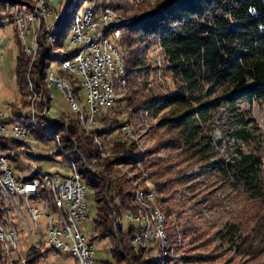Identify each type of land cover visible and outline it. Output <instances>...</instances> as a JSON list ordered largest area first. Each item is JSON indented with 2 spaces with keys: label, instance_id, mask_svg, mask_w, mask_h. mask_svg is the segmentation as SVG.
<instances>
[{
  "label": "trees",
  "instance_id": "obj_1",
  "mask_svg": "<svg viewBox=\"0 0 264 264\" xmlns=\"http://www.w3.org/2000/svg\"><path fill=\"white\" fill-rule=\"evenodd\" d=\"M86 2L69 0L65 3L64 13L55 24L60 43L67 38L74 16L81 7L84 8ZM111 6L114 7L113 4ZM31 7V0H0V26L6 21L13 25L19 47L16 70L21 97L19 102H12L7 119L27 123L39 137H44L42 133L45 131L61 132L69 154L75 155L76 158L95 155L99 152L98 146L92 135L78 130L76 117L67 118L71 119L67 123L68 126L64 123L57 124L60 120H55L54 125L49 123L50 118L47 119L44 113L53 98L51 89L44 81L46 70L53 61L70 56L67 52L54 53L45 43L40 44L41 55L32 73L36 87L40 89L38 91L41 93L44 90V102H38L37 115V123L43 131H36L29 122L31 101L25 96L29 87V58L19 39L15 20L22 11L25 12ZM97 7L94 5V8ZM122 25L124 30L132 29L137 39L147 45V48L154 42L159 43L163 54L162 67L174 86L169 87L170 90L165 95L152 97L148 84L158 70L156 71L152 62H147L144 54H130L125 59L128 83L119 100L120 108L110 112L109 116L101 117L105 134H120L121 114L132 107V104L137 101H152V105L155 104L157 109L169 107L173 111L172 115L160 121V125L175 131L166 145L180 148L182 156L186 152L187 157L194 159L193 164L207 163L218 153L212 137L206 130L222 107H227L238 117L232 136L242 141L255 139V127H246L247 122L240 113V105H264V0H158L141 16H124ZM122 25L115 26L119 28ZM44 36L45 34L41 33V37ZM123 38L125 40L124 32L122 40ZM0 147L7 151L9 142L0 140ZM113 148L128 150V142H113ZM234 153L230 158H220L213 162L212 172L220 174L221 179L227 181L233 189L254 198H264L263 156L255 150L245 151L242 148H237ZM9 157L16 160L11 154ZM150 165L157 169L160 167L156 173L162 177L163 182L159 185L169 196L157 199L160 204L165 203L173 196V188L182 183L181 171H173V164H169L164 166L168 176L163 178L162 165L156 159L151 160ZM79 166L83 179L93 187L97 199V214L94 218L96 229L91 240L109 238L111 259L116 264H154L153 260L144 257L142 250L128 243L132 231H125L115 222L114 210L118 211L119 205L134 208L131 201L133 192L124 189L125 180L120 178L119 194L110 196L106 176L103 174L109 170V166L100 172L89 171L83 164ZM117 195L120 196V201H117ZM1 199L0 193V219L3 216ZM165 207L168 216L167 232L172 242H177L180 231L174 222L181 223V220L176 219L179 217L178 211L172 206ZM257 218V222L250 226L241 221L225 224L215 232L216 238L226 239L230 244L240 247L238 251L241 253L250 254L251 231L256 230V225L264 229V213ZM184 224L180 227L181 231L194 229L193 233L197 232L189 221L185 220ZM46 254L47 250L27 252L31 264H41Z\"/></svg>",
  "mask_w": 264,
  "mask_h": 264
},
{
  "label": "rangeland",
  "instance_id": "obj_2",
  "mask_svg": "<svg viewBox=\"0 0 264 264\" xmlns=\"http://www.w3.org/2000/svg\"><path fill=\"white\" fill-rule=\"evenodd\" d=\"M68 1L69 0H63L59 6L61 15L64 13L65 3L67 4ZM86 1L87 3L89 2V5L98 6L97 8L99 9L109 6L114 9L116 13L123 16V18L124 16L131 18L134 16H141L153 7L158 0ZM111 4H113L114 7L111 6ZM115 7L117 9H115ZM82 9L83 8L81 7L80 10ZM122 23L119 25H122ZM130 24L132 25V23ZM11 25L12 24L6 21L4 25L0 26V110L5 112L4 119H7L9 116V109L12 102H19L21 97L16 70L19 47L14 36V29ZM118 26H115L110 31L113 43L114 37L112 36V33L113 31H117V39H119V41L116 42V46L121 50L124 59L128 58L130 54H144L147 62H152L156 71L158 70V72L154 74L155 76H152L149 80L150 83L148 85L150 86V94L155 96L165 95L168 90H170L169 87H173L174 85L172 84V81L166 77L162 67V65H164L163 54L159 43L154 42L152 46L147 48V45L137 39L138 37L134 34L132 29L124 30L123 25L122 27L117 28ZM6 28L8 30L7 32ZM123 32L125 34V40L124 38L122 40ZM31 34L32 30L30 29L27 31L29 39ZM59 65L58 61H53L51 68L57 69ZM124 90L125 88H121L119 90L121 91V95L124 94ZM51 91L53 98L48 106V118H50L49 123L55 125V120H60V122L57 121V124L64 123L68 126L67 123L70 122L72 118H77L78 112L71 107L69 97H66L64 91L60 90L55 85H52ZM119 104L120 102L117 104L116 108H120ZM152 104L150 106H152ZM132 107L128 108L125 112L127 114L124 113L123 115L131 116L130 118L134 121L133 124L135 129L140 134L138 143H129L128 146L130 147L128 150H115L113 148V142L120 141L117 139L121 133L119 135H117L116 132L105 134V127H103L104 129L102 130V133L99 134H101L103 138L104 145L100 146V144H98L93 137L94 142L98 146L99 152L97 154H91L88 157L80 156L79 158H76V156L73 155L71 156L69 152L67 155L70 158L79 160V165L83 164L89 171L92 172L102 171L106 167V164L109 163V170L103 174L106 176L108 195L110 196L114 193L119 194L121 188V177L125 180L126 185L124 186V189H129V191H131L130 188H132L135 184L134 181H130V177H138V174L144 170L142 168H135L134 166L131 167L129 164H125L121 167L118 163L122 161L145 160L144 168L146 172L145 174L143 172V177L141 176L142 179H139L138 184L145 183L144 179L148 178L157 188L158 199H161L163 196L167 197L169 194L166 193L164 189L162 190L160 187L161 185H159L160 182H163L162 177L158 176L156 173L157 170H160V167L157 169V167L151 166L150 161L156 159L157 162L162 165L161 168L164 171L163 178L168 176L164 166L169 164H173V167L171 168L173 171H181L180 176L183 179L182 183L173 188L174 194L171 198L167 199L165 203L161 202L163 208H166L165 206L174 207L179 214V217L176 219L181 220V223L179 224H175L176 222H174V225L180 233L178 235L179 237L177 242H172L170 239L172 245L174 246L169 254V258L167 259V264H264V229L260 228L259 225H256V230L251 231L249 235L251 246L250 254L241 253L238 251L240 247L238 248L236 245L230 244L226 239H217L215 235V232L218 229H221L225 226V224L234 221H241L243 224L248 223L249 226L255 224L258 220L257 217L264 213V198H254L242 191L233 189L227 181L221 179L222 177L220 174L217 175V172L214 173L211 169L213 162L219 160L220 158H230L233 154H235L234 152L237 148H242L245 151L255 150L260 153L264 159V105H260L258 103H242L240 105V113L244 117L245 122H247L246 127H255V139H251V141H242L232 136L231 133L233 131V127L236 126L238 117L235 116V114L227 107H222L218 111L213 123H211L210 127L206 130L212 137L213 144L216 146L218 153L207 163L199 162L196 164L192 163L194 162V159L187 157L188 155L186 152L183 153L182 156L180 148L174 147V145H166L171 135L175 134V131L168 129V127L164 125H160V121L163 118L172 115L173 111L169 107L161 109L158 108L152 112L149 110L151 108L149 107L148 102L141 103L138 101L132 104ZM146 110L149 111L150 116H147L148 114ZM67 118L71 119L68 120ZM119 124L121 125L120 122ZM56 133H58V131H56ZM42 134L45 136L40 137L41 141H47L49 139L47 144L51 145V143H53L51 141L55 139V136H50L51 132H45ZM59 134L63 141V134L60 132ZM54 146L55 145L52 144L49 148L42 147V150L38 149L39 158H33L29 155L22 158V161L20 162L22 164H17L21 172L20 174H26V168L28 166L27 163H34L36 166L43 169L42 171L46 170L48 172H54L55 170H58L63 173L67 172V170L69 171L70 167L67 165L68 159L61 155L65 154L63 148L58 149L56 148L57 146ZM53 147L55 155L50 156L49 159L43 158V151L50 149L48 152L51 154ZM139 151L141 153H139ZM124 152H127L129 156L128 154H125V157H122L123 159H118L117 157L113 158V156ZM208 165L210 166L208 167ZM127 182H129V184ZM115 185L119 188H117L118 190H113ZM86 191L89 203V217L88 219L79 222V228L89 239H91V237L95 234L96 229L94 218L97 214V199L95 190L92 186L87 184ZM120 199V196L117 195V201H120ZM22 210L25 214H28L25 207H23ZM16 215V213H13V218L16 221V227L19 232L18 239L21 245V250L20 252L13 250L12 255L15 259H18L21 252L26 254L27 252L32 251V247L31 235L28 226L20 215ZM185 220L189 221V223L197 229L196 233H193L194 229L189 231L180 230L181 225H185ZM39 222L42 229H46L47 218L44 212L40 216ZM120 226H122L123 229L125 228V231L129 228L128 223H124ZM34 236L37 240V245H39L40 242L35 232ZM92 242L94 243L97 258L106 260L107 263L110 264H116L111 259L109 251L111 242L109 238H97ZM128 243L130 244L129 239ZM46 244L44 245L45 247L43 246L44 248H42L43 251L47 250V254L41 264H76L77 260L75 256L69 252L59 251L53 248L51 243L49 241L47 242V240ZM243 248L244 247L242 246V249ZM141 253L145 255V258H150L155 262L154 264H157L156 260L153 258V254L156 255L155 251L150 250L148 252V249H145L142 250Z\"/></svg>",
  "mask_w": 264,
  "mask_h": 264
},
{
  "label": "bare ground",
  "instance_id": "obj_3",
  "mask_svg": "<svg viewBox=\"0 0 264 264\" xmlns=\"http://www.w3.org/2000/svg\"><path fill=\"white\" fill-rule=\"evenodd\" d=\"M31 1L33 2V7L29 8L27 11L25 10V12L22 11V13L16 16L15 24L16 27L18 28V35L22 42L23 48L27 54V57L29 58L28 78H27L29 87H28V92L25 95L27 99L31 101L29 114H28L29 122L31 123L33 129H35L36 131H43L40 130V127L37 123V117H38L37 115L39 112L38 102L40 101L44 102V98H45L43 97L44 90L41 91V93L38 91L39 88L37 89L36 87L37 84L32 75V73L34 72L33 71L34 65L37 63L41 55L39 52L40 44L41 43L47 44L50 48H52L54 53L67 52L70 55L69 57L63 60H58L60 65L57 69L51 68L52 65L51 64L49 68H47L46 70L44 81L45 84H47V86L51 89L52 88V84L50 80V71H51V73L54 75V78L66 83L68 88L67 96L69 97L70 103L78 104L79 103L78 82L75 78V75H72V73L64 70L62 66L64 64V60L78 58L79 55L81 54V49H83V51H90V43H86V41H77V45H76V40L70 39L71 31L73 30V27L77 23L79 17H81V12L83 9L79 10L74 16L73 23L71 25L70 31L68 32L69 34L67 38L63 40V43H60L58 39V34L56 33L55 25H53V28L51 29V33H48L47 35H45V38L44 37L42 38L41 33H44L42 29V25L44 24V13L43 11H39V7H42L43 4H45L46 0H31ZM101 9L99 8L96 9L94 8V6L89 5V19H97V17L100 16ZM104 10H105L104 18H111L115 20L111 22H102L99 25V27H97L96 30H94V37H96V41H97V60L101 61V64H108V59H109L111 60V64L113 67L112 74H107V81L109 83V87H101V92H100L101 117H103L104 115H108L110 112L113 111L115 112V110L118 109L116 107L121 97V91L119 90L121 88L124 89L128 83L127 68H126L124 56L122 55L121 50L114 45L112 37L110 35L111 29L114 28L115 25L121 24L124 18L120 14L116 13V11L109 6L104 7ZM60 17L61 14L59 8L58 16L56 18L55 24ZM30 29L32 30V34L29 39L27 35V31ZM43 88L46 89L45 87ZM110 98L111 100H109ZM152 103H153L152 101L151 102L149 101L148 105L151 108L149 110L153 112V110L157 109V106L154 105L150 106ZM71 107L73 108V106ZM48 109L49 108L47 106L44 111V113L47 115V118H48ZM77 112H78L77 113L78 116L76 118L77 120L76 125L78 130L81 132L86 131L89 134H92L94 140L98 142L100 146L104 145L103 138L101 134H99L102 133V130L104 129L103 127H105L104 124H101V127H98V121H90V128H94V129L92 130L84 129V125H89V117H84V114H89L90 102L82 101V108H77ZM146 112L148 114L147 116H150L149 111L146 110ZM3 113L5 112L3 110H0V114ZM91 115H99V106L91 107ZM130 117L131 116L129 115L126 116V123L128 124L129 132L125 133V140H120V141L128 142V145L129 143L131 144L135 142L138 143L140 138L139 136L140 134L137 132L133 124L134 121ZM122 119H123V115L121 116V120ZM7 120L8 119H4V121ZM11 123L18 129L25 130L27 135L33 136L35 138H39V140H41L39 136L35 135L32 128L27 123L20 122L17 120L11 121ZM45 132H49V133L51 132L50 136H55V139L53 138L52 139L56 140V142L59 144V145H55L57 146L56 148L58 149L63 148L65 154L64 155L61 154V155L68 159L67 165L70 167V170L68 172L70 173L71 177L80 178V184L83 187H87V184L82 177L83 175L81 174L80 166L78 164L79 160L70 158L67 155L68 151L67 148L64 146L65 143H63L60 134L56 133V131L55 133L52 131H45ZM8 135H9V127H0V140L3 142H9V139H1V138H7ZM27 135L12 136V142L16 143L18 146H22L23 157L29 155L32 156L33 158H39L38 148H34V143L29 141ZM139 153L141 152L139 151ZM125 154L128 153L124 152L122 154V157L123 156L125 157ZM42 156L44 157V151ZM114 157L116 158L117 155L113 156V158ZM21 161L22 158H18L17 164L21 165L22 164L20 163ZM144 161L145 160H129L127 162L122 161L118 163L119 165H121V167H123L125 164L126 165L129 164L131 167L134 166L135 168H142L144 170L141 171L140 174H138V177L135 178L130 177L131 179L130 181H134L135 184L134 186H132V188H130V190L133 192L132 205L134 206V208H126L122 205H119V210L118 209H117L118 211L114 210L115 211L114 218L116 223L122 225L121 220H124V210L133 211V216L137 217V230H136L137 241L136 242L134 241V233L132 232L131 236L129 237V242L130 245L140 250H145L148 248L149 239L145 237L147 236L148 232L149 235H156V228H151V226H157L161 235L163 236L164 252H163L162 244H153V248L151 250L156 252V255L153 254L154 256L153 258L154 260H156L157 264H167V259L169 258L170 256L169 254L171 253L174 246V245L172 246V243L170 241L171 238L169 237V234L167 232L168 216L166 214L165 209L162 207L159 200L157 199V188L155 184L151 182L148 178L144 179L145 183L138 184L139 179H142L143 177V172L144 174L146 172L144 168ZM17 169L19 171V176H27L28 166L26 168V174L24 175L20 174L21 172L20 169L18 168V165H17ZM0 173H2L1 165H0ZM41 177H44V179H39V192H42V194L44 195V202L46 204H49V211L51 212V216H52V224H58L56 226V233L59 239H64V246H60L59 243H54V238H51V232L49 229H40V244L38 243L39 245H37L36 242L37 240L34 239V232H31L32 227L36 226V214H29L28 218L24 222L27 224L31 235V247H32L31 250L42 251L43 248L45 247L44 245L46 244V240H47V242L49 241L51 243V246L53 248L59 251L69 252L70 254L75 256L78 264H86V258H80V252L78 251V247L73 246L74 235H67V230L78 231L81 229L79 228L80 220H75V216L72 213H70V206L68 202H66V196L63 195L62 177H55L54 172H48L46 170L44 171L41 170ZM47 181H53L52 188L48 185ZM127 183L129 184V182ZM114 187L115 190L119 189L117 185H115ZM0 193H1V198L3 199V216L2 219H0V231L3 235V236L0 235V263L17 264L18 259H15L12 255V251L17 249L15 247H10V239H15V231H16V241L18 243V246H21L18 239L19 232L16 227V223H15L16 221L13 218L14 217L13 213H16L17 214L16 216L20 215V206L18 204L19 191L17 190L16 182H12L11 176H8L7 174H0ZM127 230L132 231V224H129V228ZM92 247L95 248L93 242H92Z\"/></svg>",
  "mask_w": 264,
  "mask_h": 264
},
{
  "label": "built area",
  "instance_id": "obj_4",
  "mask_svg": "<svg viewBox=\"0 0 264 264\" xmlns=\"http://www.w3.org/2000/svg\"><path fill=\"white\" fill-rule=\"evenodd\" d=\"M62 1L63 0H46L45 4H43L42 7H39V11H43L44 13V24L42 25V29L45 35L51 33V29L53 28V25H55L57 11ZM104 11V8H102L100 16L97 17V19H89V2H86L81 12V17H79L77 23L73 27V30L71 31L70 39L76 40V45L77 41H86V43H90V51H83V49H81V54L78 58L66 59L64 60V64L62 66L64 70L72 73V75H75L78 82L79 103L71 104V106H73V108L77 111V108H82V101L90 102V112L89 114H84V117H89V125H84V129L89 130L94 129L90 128V121H98V127H101V124H104L101 120L100 92L101 87H109L107 74H112L113 72L111 60L108 59V64H101V61L97 60V41L96 37H94V30H96L102 22H111L115 20L111 18H104ZM7 31L8 30L6 28V32ZM112 36L114 37V45L116 46V42L119 41V39H117V31H113ZM50 80L51 84L64 91L67 97L68 88L66 83L54 78L51 71ZM111 98L109 100H111ZM92 106H99V115H91ZM4 114L5 113L0 114V127H9V135L7 138L1 139H9V147L7 151L4 148H0V165L2 166V173L0 174H7L8 176H11L12 182H16L17 184V190L19 191L18 204L20 206V216L22 219L26 221L29 214H36V226L32 227L31 232H35L37 234L39 242L40 229H42L39 218L44 212L47 218L46 229L50 230L51 238H54V243H59L60 246H64V239H59L56 233V226L58 224H52L49 204L44 202V195L42 192H39V179H44V177H41V170L43 169L36 166L34 163H27V176H19L17 161L18 158L24 157L22 154V146L12 143V136L27 135L26 131L18 129L12 125L11 121H4ZM120 123L121 125L119 129L121 135L117 140H125V133L129 132L128 124L126 123V116L123 115V119ZM27 137L29 138V141L34 143V148L41 150L42 147L49 148L52 144L59 145L56 143V140L51 141L53 143L50 145L47 144V141H41L39 138H35L30 135H27ZM48 150H44L43 158L49 159L50 156L55 155L54 147L52 148L51 154H49ZM9 154L15 156L16 160L10 159ZM122 154L123 153L117 155V158H122ZM54 173L55 177H62L63 195L66 196V202H68L70 206V213L75 216V220H80L81 222L88 219L89 203L86 191L87 187H83L80 184V178H72L68 170L65 173L55 170ZM47 182L52 188L53 181ZM113 190H115V187H113ZM23 207L27 209L28 214L23 212ZM121 221L122 224H132V232L134 233V241L136 242L137 217L133 216V211L124 210V220ZM151 228H156V235H149L148 232L145 237L149 239V246L147 248L148 252L153 248V244H162L164 252L163 236L157 226H151ZM0 235H2L1 231ZM67 235H74L73 246L78 247L80 258H86V264H107L106 260H101L96 257L95 248L92 247V240L89 239L82 232V230H67ZM10 247H15L19 252L21 250V246H18L16 241V231L15 239H10ZM17 264H31L27 253H20Z\"/></svg>",
  "mask_w": 264,
  "mask_h": 264
},
{
  "label": "crops",
  "instance_id": "obj_5",
  "mask_svg": "<svg viewBox=\"0 0 264 264\" xmlns=\"http://www.w3.org/2000/svg\"><path fill=\"white\" fill-rule=\"evenodd\" d=\"M12 27H13V25H11ZM13 29H14V27H13ZM14 36H15V33H14ZM76 264H77V262H76Z\"/></svg>",
  "mask_w": 264,
  "mask_h": 264
}]
</instances>
